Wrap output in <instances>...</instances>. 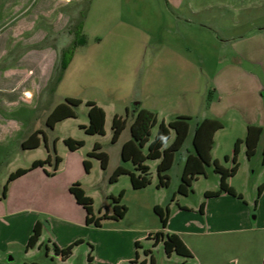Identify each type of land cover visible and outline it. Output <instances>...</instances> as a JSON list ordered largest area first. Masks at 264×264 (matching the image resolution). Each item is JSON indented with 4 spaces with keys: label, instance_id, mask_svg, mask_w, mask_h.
Segmentation results:
<instances>
[{
    "label": "rangeland",
    "instance_id": "obj_1",
    "mask_svg": "<svg viewBox=\"0 0 264 264\" xmlns=\"http://www.w3.org/2000/svg\"><path fill=\"white\" fill-rule=\"evenodd\" d=\"M77 32L79 36L84 33L85 39L79 41L61 75L62 59L78 37ZM239 75L245 77L241 79ZM261 88H264V0H0V89L5 91L0 96V196L11 173L29 168L32 161L45 159L48 154L53 156V146L56 154L63 156L68 150L63 140L72 138L83 142L82 148L71 157H76L80 165L79 183L93 200L94 215H102L106 210L113 214V202L106 194H117L122 181L128 182V178H122L118 186H110L107 181L110 169L118 164L131 168L130 163L121 160V147L129 138L128 124L132 117L139 108H145L154 113L158 124L178 116L190 118L189 135L167 172V187L155 188L158 161L146 162L151 166L149 177L153 185L145 191L155 193L156 202L164 208V202L177 194L185 158L193 148L196 124L218 116L226 126L215 153L225 164L221 154H231L233 135L245 137L239 131L240 124L260 120L259 115H264V101L251 95ZM24 89L32 93L30 102L19 98ZM10 90L11 96L7 94ZM66 98L82 101L74 108L76 117L49 129L46 126L49 112ZM87 101L107 111L104 135H87L83 130L89 122ZM115 114L126 118L127 126L121 139L112 143ZM34 129L44 133L48 147L42 140L36 150H23L22 138ZM156 131L157 125L150 140ZM173 138L172 133L166 147ZM95 143L108 155L109 171L101 170L99 161L88 157ZM262 149L263 144L257 146L250 159L242 153L238 158L239 171L230 179L245 200L232 198L237 199L241 210H250L251 218L256 216L253 200L258 184L264 181ZM143 151H147V146ZM80 157L93 164L88 174ZM205 173L193 183L192 192L178 196L180 204L188 207L187 217L200 221L197 208L207 202L204 192L219 189V175L213 166L206 167ZM66 175L67 170L44 183L27 176L14 184L26 197L28 215L41 211L45 225L56 214L83 213L64 187ZM223 199L210 201L209 217L216 211L238 212V208ZM127 227L136 228V232L124 234L122 228ZM29 228L28 225L27 231ZM227 228L219 235L202 236L204 241L192 246L219 264H263L257 259V238L248 243L245 233ZM157 230H162V226L153 208L133 205L125 219H103L98 228L87 225L85 239L74 247L66 262L52 251L47 254L44 246L25 256V244L21 243L11 246L14 261L10 264L23 261L87 264V249L92 257L109 258L110 264H150L151 258L153 264L199 263L197 260L184 263V258L175 253L168 257L162 243L154 245V240L147 237ZM50 231L55 236L66 232L57 223ZM233 258L237 261H229Z\"/></svg>",
    "mask_w": 264,
    "mask_h": 264
},
{
    "label": "trees",
    "instance_id": "obj_2",
    "mask_svg": "<svg viewBox=\"0 0 264 264\" xmlns=\"http://www.w3.org/2000/svg\"><path fill=\"white\" fill-rule=\"evenodd\" d=\"M85 15H83V18ZM83 25V21L78 26L79 30ZM80 32V31H79ZM78 34V32H77ZM78 34V37L74 40L72 46L68 49L66 55L62 59L61 63V75L68 66L71 57L73 55L75 47L79 41H84L85 35ZM80 37V38H79ZM61 75L57 79H61ZM82 101L74 98H66L65 102L58 104L46 119V126L49 129H53L55 124L69 118H75L76 114L74 108L78 107ZM85 105L88 108V125L82 127L87 135H104L105 133V112L93 101H87ZM190 118L187 116H178L175 119L164 123L158 121L149 110L140 109L130 125L131 139L125 142L121 148V159L123 163H131L133 171H128L124 166H118L115 168L113 173L110 175L109 183H115L118 178L122 175H128L132 189L140 190L150 185V169L146 164L147 161H158L156 166V175L158 178L157 188H164L169 185V177L167 172L173 165L175 155L182 148L186 138L188 137L190 129ZM157 125V131L152 140L151 131ZM126 127V118L115 115L112 118L111 130L112 137L111 142L116 143ZM223 128V124L215 119L205 118L195 127L192 147L193 153L189 154L185 160L183 172L181 175V182L177 189V194L181 196H187L188 193L192 192V185L199 176H205V170L208 166H213V170L219 175V189L217 191H206L204 193L205 198L218 197L221 194H227L236 197L239 200H243L241 194L237 193L233 187H231L227 180L235 176L238 172V154L241 144L245 145V155L247 159L252 158L258 146L260 136L262 134V128L259 126L248 125L246 135L244 139H237L234 143L232 155L225 156L224 161H231L232 167L230 169L224 168L219 164L218 161L213 160L211 157V150L214 145V134ZM174 132V139L172 142L165 147L166 143L170 140L171 132ZM42 135L44 142L46 137L42 131H36L29 138L22 143L23 149H36L40 146L38 136ZM67 149L71 152L77 151L83 146L82 141H77L72 138H66L63 140ZM147 146V151L144 152V148ZM54 157L50 155L45 160L34 161L28 169H18L9 175L7 183L3 187L2 197H5L7 191V184L20 176L28 173L29 171L43 167L45 165H51L53 167L52 175L58 170L61 158L56 154L53 146ZM88 157L94 158L99 161L101 170H106L109 157L101 151L99 144L93 145L92 151L88 154ZM52 161V164H51ZM261 163L264 165V146L262 149ZM83 167L86 173H89L90 163L87 160L83 161ZM138 173V174H136ZM263 185H260L257 189V197L254 201V206L257 204V200L262 192ZM69 193L74 197L76 203L80 205L85 211V222L86 225H93L94 227H100L103 219H115L121 220L126 212L127 208L121 203L124 192L121 191L116 197H110L113 202V214L110 216L105 212L102 215L95 216L93 213V200L86 196L85 191L81 187L79 182L73 183L69 187ZM170 202L174 200V196L170 197ZM204 203L200 204L199 211L202 213ZM155 214L159 217L162 228L166 227L167 220L169 218V207L165 205L164 208L159 206L154 207ZM41 236V224L36 223L33 227L32 233L27 241L26 250L33 249L39 242ZM148 239L154 240V245L162 242L164 251L169 257L173 253L186 259L192 258V253L176 234H166L157 232L155 234L148 235ZM82 241H75L73 244L59 249L56 245H53V252L55 255L60 256L62 260L68 259L75 246L80 244ZM137 245V243H136ZM91 251H92V247ZM87 264H93V258L91 254L87 256ZM153 259L151 258V263ZM264 264V263H263Z\"/></svg>",
    "mask_w": 264,
    "mask_h": 264
},
{
    "label": "crops",
    "instance_id": "obj_3",
    "mask_svg": "<svg viewBox=\"0 0 264 264\" xmlns=\"http://www.w3.org/2000/svg\"><path fill=\"white\" fill-rule=\"evenodd\" d=\"M83 35H84V33H83ZM239 76L241 79H242L241 76L245 77V75H239ZM12 90H10L7 93L9 96H11ZM4 93H5V91L0 89V96H1V94H4ZM251 95L258 98L260 101H264V88H261V89L257 90L256 92H253ZM19 98H21V99L24 98V100H26L27 102H30L31 98H32V93L29 90L24 89ZM9 102H12V101H9ZM55 107H53L52 110ZM102 109L105 112V126H104V128H106L108 114L104 108H102ZM140 109H145V108H139L137 110V112ZM52 110L49 112V114L52 112ZM146 110H148V109H146ZM115 115L119 116L118 114H115ZM135 115L132 117L131 122H129V124H128L129 138H127L123 141L122 146L125 142H127L131 139L130 125H131L132 121L134 120ZM208 118L215 119V120L219 121L218 116H211ZM259 119L260 120H257V118H256V120H254V121H248V122H244V123L240 124L239 131L240 132L242 131V133L246 135V130H247L248 125L261 127L262 128V134L260 136L258 146L260 144H263V146H264V115H263V113L259 115ZM63 121H65V120H63ZM63 121H61V122H63ZM255 121H258V122H255ZM163 122L168 123V122H165L164 120H163ZM58 123H60V122H58ZM126 126H127V120H126ZM196 126H197V124H196ZM1 127H2V123L0 121V129H1ZM225 128H226V126L223 124V128L218 130L214 134V145H213V148L211 150V157L213 160L218 161L219 164L222 165L224 168L230 169L232 167L231 161H227V162H225V164H222L220 158L217 155H215V153L217 152V150L219 149V146L221 144L220 143V137H219L220 133ZM53 129H51V130H53ZM36 131H41V130L34 129L32 131L27 132V134L24 135V137L21 140V145L24 141H26L29 138L30 135H32ZM124 131H125V129L123 130L122 134L124 133ZM189 131H190V129H189ZM172 133L174 134V132L173 131L171 132L170 139L172 138ZM122 134L120 135L118 140L121 139ZM151 134H152V131H151ZM193 134H194V132H193ZM193 134H192V138H193ZM188 135H189V133H188ZM1 136H2V134L0 131V137ZM38 139H39L40 145H41V142L43 140L42 135H39ZM237 139H242L240 134L233 135V137H232L233 147H234V143ZM45 145L47 146V141H45ZM36 149H27V150H36ZM23 150H26V149H23ZM79 150H77V151H79ZM77 151H74V152H77ZM191 153H193V148H192L191 152H188L187 156ZM232 153H233V148L231 150L230 155L228 154V152H223L221 154L222 155L221 157L224 160L225 156L230 157L232 155ZM242 153L245 154V145L244 144L240 145L238 158ZM72 154H73V152L67 150L64 152L63 156L59 155V157L61 158V163L59 164L58 170L53 175H52L53 167L51 165L47 164L43 167H38V168L31 170L28 173L24 174L23 176H20L19 178L15 179V180H13L7 184V191H6L5 197L3 198L2 195L0 196V264H10V262L14 261V258L11 257V254L14 253L11 249V246H13L15 244H20V245H21V243L25 244V251H24L25 256H28L33 251L32 249L26 250V245H27V241H28V239L32 233L33 227L36 223L41 224V236H40L38 244L34 248L37 247L40 249L41 247L44 246L46 248L47 254H50L51 251L53 252V245H56L59 249H63L65 247L73 244L75 241H78V240L83 241L85 239L86 230H87V225L85 222V217H86L85 211L83 210V208L80 205H78L76 203L74 197L70 193H69V195L71 196V198L73 200L72 202H75V204L78 207H81V209L83 210V213H77V211H76V213L74 212V213H69V214H65V215H57L56 214L50 220V223L44 225L42 223V220H41V211L40 212L34 211L35 213L28 215L29 209H28V207L25 206L27 200H26L24 193L21 190H19L17 187H13L17 181H19L22 178H25L27 176H32V179H35L41 183H44V182H47L48 180H51L52 178L56 177L60 172L67 170V175L64 178V187L69 192V187L73 183L79 182L82 178V175L80 174V167H79L80 165H78L76 157H74V158L71 157ZM48 155H50V154H48ZM48 155H47V157H48ZM187 156H186V158H187ZM51 157L53 158L54 155ZM186 158H185V160H186ZM45 159H36L34 161L45 160ZM34 161L31 162V165ZM83 161H84L83 157H80V163L81 164H83ZM89 163H90V169H92L93 164L91 162H89ZM51 164H52V161H51ZM157 164H158V162L156 163V166H157ZM120 165L121 164H118L114 168L110 169L109 163H108L106 171L107 170L109 171V169L111 171L109 173L108 179H109L110 175L113 173V171L115 170V168L120 166ZM148 166H149V169L151 170V166L150 165H148ZM125 168L128 171H133L132 164H131V168H128V167H125ZM18 169H28V168H18ZM89 172H90V170H89ZM86 174H88V173H86ZM136 174H138V173H136ZM125 177L128 178V182L125 180L122 181V183H124V184H123V186H120L118 188L117 194H113L112 192H109L106 194V197H116L121 191L124 192L121 203L126 206L127 212L122 219H125L127 214H129L130 207H132L133 205L135 207H139V208H146V207L148 208L149 206H151L153 209L155 206H159V207L163 208L161 206V204H159V202H156L155 193L150 192V191H145V190H147L146 188H148V186L146 188L140 189V190L132 189V186L130 183V178L128 175L120 176L118 178V180L113 184L109 183L108 180L107 181H108V184L110 186L115 187V186H118L121 183L122 178H125ZM199 177H201V176H199ZM198 178H197V180H198ZM230 179L231 178H229L227 180V183L231 187L234 188V186L230 182ZM150 181H151V183L149 186L153 185V179H151ZM260 185L264 186V181L261 182V184H258V187ZM154 186L157 190H160V188H157V183H155ZM258 187H257V189H258ZM82 188L84 189L83 186H82ZM234 190L237 193L242 195L243 200H241V201L243 202L245 200L243 194L238 192L236 188H234ZM172 196H174L173 201L164 202L165 203L164 206L168 205V207H169V218L167 220L166 227L164 229L162 228V230H157V232H162L164 235L173 233V234H176L180 237V239L184 242V244L187 246V248L192 253V258H189L186 260L184 259L183 260L184 263H187V261H190V260H191V262L194 260H197L199 262L198 264H201V263H203V264H219L218 260H216V259L214 260L212 258H209L208 254L203 255L199 250H196V246L194 248V246H192V244H194L195 242L204 241V239L201 237L205 236L206 234L207 235H219L220 233H223L224 231H226L225 227H228L227 228V229H229L228 231L245 233V238L248 239V241H249L248 243H250V241L253 240L254 238H257L258 243H259V249L257 251V254H258L257 259H259V263H264V187H263L262 192H261V194L257 200V204L255 206L256 216L253 218H251L250 210L247 209L248 210L247 211V210H241L240 209L241 207H239V205L237 203L238 201H236L237 199L232 198V196L227 195V194H221L218 197H213V198H224L225 200H228L226 202L227 203L230 202V204H232L234 207L238 208V212L237 213L236 212H233V213L227 212L225 214H220L219 211H216L215 213L211 214V216L209 217L208 216L209 211H210L209 203L213 198H206L207 202H204V207H203L202 213L199 211V208H197V211L201 214V218H202L201 221L204 220L201 222L200 220H197L196 218L194 219V218L187 217L185 209H188V207L180 204L179 199H178L179 195L174 193V194H172ZM254 201L255 200H253V203H254ZM246 208H249V203H247ZM192 210H194V209H192ZM106 213L108 216L111 215V213H109V210H106ZM139 217H140V215H139ZM56 223L60 224L66 230L65 234L60 235V236H55V234H51L50 230L55 226ZM28 225L30 227L29 230L31 229L30 230L31 233H30V231H27ZM12 229L14 230L13 234H11ZM21 229H23V236L22 237L20 236ZM122 231L124 234L125 233L130 234V233L136 232V228H132V227L122 228ZM157 232H155V233H157ZM150 234H152V233H149L148 235H150ZM136 240H137V238H134V241H136ZM136 243L138 244V242H136ZM159 243H162V242H159ZM88 251L89 250L87 249V256H88V254H90ZM170 256H172V255H170ZM57 257L62 262L67 261V259L62 260V258L60 256H57ZM92 258H93V264H98V263L110 264L109 258L101 259L100 256H99V258H97L95 256ZM232 260L235 262L237 261L236 258H233L229 261H232ZM143 263H145V261H143ZM22 264H36V262L27 263V262L23 261Z\"/></svg>",
    "mask_w": 264,
    "mask_h": 264
}]
</instances>
